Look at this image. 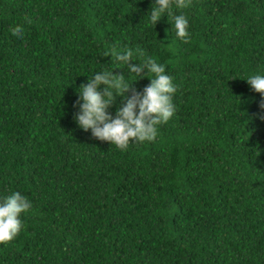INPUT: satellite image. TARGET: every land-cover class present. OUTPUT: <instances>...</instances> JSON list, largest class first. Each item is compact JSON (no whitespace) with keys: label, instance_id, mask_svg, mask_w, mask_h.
<instances>
[{"label":"trees","instance_id":"16d2710c","mask_svg":"<svg viewBox=\"0 0 264 264\" xmlns=\"http://www.w3.org/2000/svg\"><path fill=\"white\" fill-rule=\"evenodd\" d=\"M151 5L0 0V198L33 202L0 264H264V109L244 79L264 73V0H191L187 43ZM124 48L178 90L157 138L122 151L73 105Z\"/></svg>","mask_w":264,"mask_h":264},{"label":"clouds","instance_id":"9594fccd","mask_svg":"<svg viewBox=\"0 0 264 264\" xmlns=\"http://www.w3.org/2000/svg\"><path fill=\"white\" fill-rule=\"evenodd\" d=\"M190 5L191 0H152L147 13L148 23L155 25L166 15L175 36L187 43L191 38V25L184 9ZM10 31L17 40L25 37L23 25H17ZM109 54L111 64L87 74V82L77 87L78 98L73 105L77 111L73 118L80 128L90 130L93 137L108 141L123 151L132 143L150 142L157 138L160 126L176 112L174 94L178 85L166 70V65L151 56L144 57L143 53L134 56L129 48L110 51ZM115 68H123L125 72H115ZM130 76L133 78L129 79ZM142 76L149 77L150 82L142 90H137L134 82ZM244 79L261 94L260 107L264 109V73L250 74ZM239 100L241 102L240 97ZM113 106L114 113L110 111ZM32 207L33 202L19 190L0 198V242H9L17 237L24 228L22 214L30 212Z\"/></svg>","mask_w":264,"mask_h":264}]
</instances>
